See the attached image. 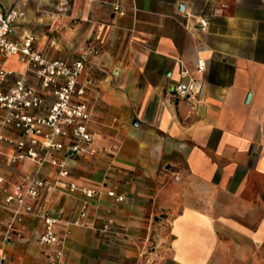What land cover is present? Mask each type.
Wrapping results in <instances>:
<instances>
[{
    "label": "crops",
    "instance_id": "obj_1",
    "mask_svg": "<svg viewBox=\"0 0 264 264\" xmlns=\"http://www.w3.org/2000/svg\"><path fill=\"white\" fill-rule=\"evenodd\" d=\"M12 6L24 11L12 39L85 60L93 153L63 180L98 195L43 194L61 218L57 261L38 242L42 221H14L4 206L14 183L57 167L13 160L0 141V264H264V0H0V12ZM0 66L16 72L6 86L25 70L15 57ZM190 78L201 89L177 95Z\"/></svg>",
    "mask_w": 264,
    "mask_h": 264
},
{
    "label": "built area",
    "instance_id": "obj_2",
    "mask_svg": "<svg viewBox=\"0 0 264 264\" xmlns=\"http://www.w3.org/2000/svg\"><path fill=\"white\" fill-rule=\"evenodd\" d=\"M114 10L124 14L119 4H114ZM22 16L24 11L15 6L0 12V60L15 57L25 65V70L9 86H6L8 76L16 72L0 66V107L5 110V115L0 117V141L15 147L13 160L29 158L40 165L49 162L57 170L55 178L34 175L14 183L5 197L4 206L11 211L14 221L23 222L30 217L42 221L43 229L38 242L53 248L58 261L64 254L63 238L57 231L61 218L47 207L43 194L62 186L69 191L77 190L89 199L98 195L94 188L63 180L69 175L71 160L89 157L93 153L94 135L89 124L94 117L95 106L86 96L94 80L90 77L81 79L85 70L83 58H48L35 48L34 37L12 39L11 28ZM199 23L201 29H205L209 20L203 17ZM203 68L204 64L199 62L198 69ZM182 73L188 75L186 69ZM200 89L201 86L190 78L188 82L177 84L174 92L181 97H189ZM47 96L51 98L48 104ZM42 108L45 113L37 114L36 111ZM7 128L17 132L18 138L6 136L4 130ZM3 181L0 177V183ZM108 194L116 195L114 191ZM116 199L122 201L124 196H116ZM86 213L83 209L71 223L81 224Z\"/></svg>",
    "mask_w": 264,
    "mask_h": 264
},
{
    "label": "rangeland",
    "instance_id": "obj_3",
    "mask_svg": "<svg viewBox=\"0 0 264 264\" xmlns=\"http://www.w3.org/2000/svg\"><path fill=\"white\" fill-rule=\"evenodd\" d=\"M162 217H163L162 215H157V225L161 221ZM163 230L166 231L167 230L166 227H164Z\"/></svg>",
    "mask_w": 264,
    "mask_h": 264
}]
</instances>
